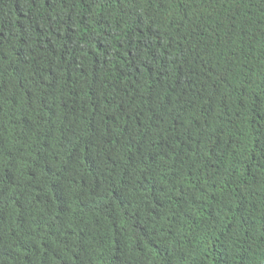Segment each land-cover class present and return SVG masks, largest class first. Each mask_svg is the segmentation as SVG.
I'll return each instance as SVG.
<instances>
[{
    "label": "trees",
    "instance_id": "obj_1",
    "mask_svg": "<svg viewBox=\"0 0 264 264\" xmlns=\"http://www.w3.org/2000/svg\"><path fill=\"white\" fill-rule=\"evenodd\" d=\"M264 0H0V264H264Z\"/></svg>",
    "mask_w": 264,
    "mask_h": 264
},
{
    "label": "clouds",
    "instance_id": "obj_2",
    "mask_svg": "<svg viewBox=\"0 0 264 264\" xmlns=\"http://www.w3.org/2000/svg\"><path fill=\"white\" fill-rule=\"evenodd\" d=\"M253 175H255V176H258V177H262V178H264V174H254L253 172H251Z\"/></svg>",
    "mask_w": 264,
    "mask_h": 264
}]
</instances>
